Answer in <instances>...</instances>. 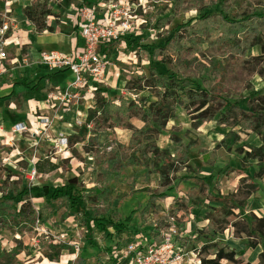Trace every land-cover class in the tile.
I'll return each mask as SVG.
<instances>
[{
    "label": "rangeland",
    "instance_id": "374dc122",
    "mask_svg": "<svg viewBox=\"0 0 264 264\" xmlns=\"http://www.w3.org/2000/svg\"><path fill=\"white\" fill-rule=\"evenodd\" d=\"M109 1L111 0H88L89 3ZM195 1L198 4L193 8L192 4ZM83 2L84 0H47V7L52 12L48 22L54 27V33L51 36L56 40L48 41L50 45L45 46L40 45L38 38L42 36L51 38V36L49 34L36 36L33 32L34 27L22 22L24 15L21 4H24V0L18 1L20 6L15 4L17 9L14 11L13 18L16 20L14 24L19 28L15 35L19 44L11 45L6 51L10 60L17 56L19 60L26 58L31 66L23 68L21 61L12 68L9 66L10 61H7L11 70L0 77V99L11 93L14 84L22 82L35 84L36 76L49 72L47 68L34 63L38 51L51 49L69 55L73 44L79 40L74 22ZM134 3L133 16L136 18L133 21L135 32L132 37L139 39L141 46L159 45L169 38L170 33L181 23L205 12L219 10L216 0H135ZM24 38L29 40L30 44L23 47ZM34 38H36L35 42H33ZM31 50L35 52V58L30 56ZM250 53L258 56L259 63L262 64L257 69L259 75L255 76L250 84L255 90L264 93V51L261 46H255ZM102 54L109 64L105 72L107 84L97 86L111 89V92L106 95L107 100L119 97L136 101H140L143 97L147 101L153 100L148 92L137 95L134 92L129 93L126 85L137 75L147 76L149 67H157L158 63L151 64L146 58L141 59L142 53L137 45L132 41L126 42L123 38L103 46ZM184 60L188 62L190 75L195 80L203 84L210 92L220 93L222 97L229 92L236 98L244 97L252 87L247 83L248 75L243 68L234 66L233 60L228 55L223 57L210 53L207 45H204L201 54H186ZM162 70L164 71L165 68ZM73 82L74 75L58 74L49 82L43 81L37 92L28 91L17 84L15 87L17 96L9 101H0V195L12 181L18 182L20 187L49 185L52 189H63L69 179L76 177L80 181L77 191L99 194L102 188L106 187L108 200L87 210L86 214H91L93 209L98 219L115 224L123 223L132 215V221L122 236L125 239L138 235L149 239L152 237L151 230L154 228V223H158L162 216H171L173 211L180 209V212L173 215L178 217L179 236L176 242L183 250L193 253L200 264L202 258H214L213 248L206 253L202 252L201 248L205 244L210 243L217 248L226 247L233 250L230 245L236 243L233 242L236 238L234 225L240 224L247 227V223L253 219V216L264 218V176L259 183L262 185L261 189L249 197L242 211H236L230 220L229 228L215 238L206 234L204 225L207 222L203 220V217L216 205L209 201L207 192L201 191V187L194 180L176 182L170 197L160 203L161 212L144 216L142 210L148 201V194L144 192V189L156 188L159 175L153 173L150 175V181H146V169L130 163L129 158L138 149L136 146L130 147L131 130L110 129L108 121L104 122L100 116L90 127L87 124L78 125L76 121L81 119L78 113L85 112L84 107L87 104L83 98L75 106L70 103L67 111L64 110L65 106L40 110L38 106L34 108L35 102L32 109L27 105L30 100L47 104L48 92L63 91ZM79 93L82 97L85 96V91ZM87 113H82L83 121H86ZM32 114L35 116V121L38 120V116L48 117L52 125L43 129L38 123L39 128L32 129L28 121V115ZM195 117H190L185 110L178 109L175 118L168 122L157 140L160 149L172 150L176 145L171 140L174 136L181 139L184 144L192 145L189 155V164L194 171L192 176L203 178L220 169L224 171L228 167L240 168L243 165L245 153L250 152L252 147H261L264 152V134L259 136L251 131L244 132L238 129L232 131L231 127L219 126L216 122L199 124L194 120ZM130 122L136 128L143 126V123L136 118ZM18 124L29 130H15ZM61 137L67 138V144L64 147L56 144ZM107 139L110 144L108 148L105 147ZM222 141L228 142L229 146L219 147L218 144ZM117 151L120 152V158L114 167L107 168L109 160ZM203 151L208 152L213 165L203 163ZM137 157H139L138 154ZM46 160L58 165L59 168L50 173H37V163H44ZM248 165L250 172L244 175H239L237 170L230 172L229 175H222L218 190L222 194H228L231 190L245 188L250 184L251 175L260 167L257 160H249ZM34 170L36 174L33 177ZM93 170L96 175L91 180ZM106 172L110 174L111 182L106 181ZM179 175L186 176L187 173L183 171ZM242 178L244 182L240 183ZM212 191L214 194L217 193V190ZM32 202L37 209L44 205L41 199H32ZM48 209L52 214L44 225L36 224L1 231L0 264H122L126 262L125 259L116 258L113 255L117 237L108 240L94 222L90 224L93 234L92 240H89L86 226L83 224L87 215L82 208L75 207L66 212V208L62 207L59 200H56L48 206ZM64 213L67 214L66 217H62ZM109 232L114 235L116 230L110 228ZM241 238L244 241L248 239L245 236ZM253 241L260 243L263 248L264 239L253 238ZM185 243L188 244L185 246ZM63 245L69 248L62 250ZM237 245L240 246V243ZM236 254L237 264H241L238 252ZM224 264L232 263L224 261Z\"/></svg>",
    "mask_w": 264,
    "mask_h": 264
},
{
    "label": "trees",
    "instance_id": "16d2710c",
    "mask_svg": "<svg viewBox=\"0 0 264 264\" xmlns=\"http://www.w3.org/2000/svg\"><path fill=\"white\" fill-rule=\"evenodd\" d=\"M46 2L47 0H37L35 4L23 9L25 22L34 27L33 32L36 36L54 33V27L48 22L52 12L48 9ZM200 3L203 4L202 1ZM197 4L198 2L195 1L192 7H197ZM216 6H219L218 11L205 12L176 26L169 38L159 45L141 46L139 39H133V35L123 37L126 42L132 41L137 45L142 53L141 59L146 58L151 64L158 63L157 67H149L147 76L137 75L126 85L129 93L134 92L137 95L148 92L153 100L147 101L144 97L140 101L126 97L107 100L106 95L111 92V89L97 86L95 106L87 111L85 121L86 124H91L100 116L104 122L108 121L110 129L123 128L132 131L130 147L136 146L138 149L129 158L130 163L146 169V181H150V175L153 173L159 175L156 188L144 189V192L148 194L147 204L142 210L144 216L161 212L160 203L170 197L176 182L194 180L201 187V191L207 192L209 201L216 205L203 217V220L207 222L206 234L214 238L229 228L230 220L236 211H242L249 197L261 189L262 185L259 183L264 176L262 148H250V152L245 153L243 165L240 168L228 167L224 171L220 169L207 177L198 178L192 176L194 171L189 164L191 144H184L181 139L174 136L171 140L176 145L172 150L160 149L157 140L168 122L175 118L178 109L185 110L190 117L196 116L194 120L199 124L216 122L219 126L231 127L232 131L238 129L244 132L251 131L259 136L264 134V93L255 90L250 84L251 80L259 75L257 69L262 65L259 63V57L253 56L250 52L255 46H261L264 51V0H216ZM75 29L77 30V27ZM35 41L36 38L33 42ZM204 45H207L209 52L216 56L228 55L233 60L234 66L243 68L247 72V83L252 86L247 96L236 98L233 93L229 92L222 97L220 93L210 92L190 75L189 65L184 60V56L201 54ZM163 68H165L164 71ZM58 74L70 75L71 73L68 69L49 71L39 74L35 84L23 82L17 84L28 91L37 92L43 81L49 82L53 76ZM17 84H14L11 93L1 98L0 101L15 98ZM134 118L143 123L141 128L131 125L130 121ZM235 137L237 138V134ZM224 145L229 146V143L222 141L218 144L219 147ZM109 146L107 139L105 147ZM119 158L120 152L117 151L109 160L107 168L114 167ZM202 160L204 164L213 165L207 151L202 152ZM249 160H257L260 167L251 175L252 182L245 188L240 187L237 190H231L228 194H222L218 190L220 177L229 175L234 170H237L239 175L250 172ZM58 168V165L49 160L44 163L38 162L36 165L39 174L50 173ZM183 171H186V176L179 175ZM95 175V170H93L91 180ZM105 176L107 182L112 181L108 172ZM243 182L244 178L240 180V183ZM79 185L80 181L76 177L69 179L63 189H52L49 185L20 187L16 181L8 183L0 195V235L4 229L46 224L52 214L48 206L56 200H59L62 207L66 208V212L78 207L82 208L85 215H87V210L108 200L106 187L102 188L101 193L96 194L77 191ZM213 189L217 190V193L214 194ZM32 199H41L44 205L37 209ZM179 210L173 211L172 214H177ZM66 215L64 213L62 217ZM171 216H162L158 223L153 224L152 236L160 240L159 231L167 225ZM131 221L132 215L120 224L105 222L98 219L92 209L83 224L86 226L89 240H92L93 234L90 224L94 222L108 240L117 237L115 247L121 249L134 241V237L126 239L122 237ZM247 224V227L240 224L234 225L235 237H247L248 248H255L258 243H255L253 238L264 239V218L253 216ZM110 228L116 230L114 235L109 232ZM186 244L188 243L184 245ZM61 248L65 250L69 247L63 245ZM212 248L215 250L214 258H202L201 264H224V261L232 264L238 263L236 252L226 247L217 248L209 243L205 244L201 250L206 253ZM259 263L264 264V250L259 255Z\"/></svg>",
    "mask_w": 264,
    "mask_h": 264
},
{
    "label": "built area",
    "instance_id": "2783aa9c",
    "mask_svg": "<svg viewBox=\"0 0 264 264\" xmlns=\"http://www.w3.org/2000/svg\"><path fill=\"white\" fill-rule=\"evenodd\" d=\"M18 1L22 0H0L4 4L1 9L2 19L0 22V77L5 76L11 70L9 66L14 68L21 61L23 68L31 66L26 58L19 60L18 57H13L10 60L6 51L11 45L19 44V41L13 36V33L18 29L14 24L16 20L11 16L12 6ZM24 1H27L29 5L37 2V0ZM134 14L135 3L132 0H111L92 7H79L78 17L81 19L79 36L84 42L83 47L69 55L57 50H43L34 60L35 64L47 68L50 72L68 69L74 75V82L63 91L51 92L47 97L46 107L40 110L47 107L56 109L65 106V111H67L70 103L79 104L81 98L87 102L84 107L85 112L94 108L96 86L107 84L105 72L109 64L102 54V47L135 32L133 21L136 17L133 16ZM29 44V42L22 43L23 47ZM7 61H10L9 66ZM80 91H85V96L82 97ZM82 113H78L81 116V119L76 121L78 125L86 124L82 119L84 116ZM30 117L31 119H29ZM30 117L28 121L32 129L39 128V124L43 129L52 125L48 117L38 116L37 121L34 120L33 114ZM87 126L90 127L91 124H87ZM17 129L29 130L20 124L15 127V130ZM56 144L64 147L67 144V138L61 137ZM35 174L34 170L33 177ZM177 219V216L169 218L167 225L159 231L160 240L154 236L145 239L142 235H138L129 245L116 249L114 257L125 259L126 262L122 264H200L193 253L183 250L176 242V238L179 236Z\"/></svg>",
    "mask_w": 264,
    "mask_h": 264
},
{
    "label": "crops",
    "instance_id": "0c3cea01",
    "mask_svg": "<svg viewBox=\"0 0 264 264\" xmlns=\"http://www.w3.org/2000/svg\"><path fill=\"white\" fill-rule=\"evenodd\" d=\"M86 0H84V2H83V4L82 5H80V8L81 7H92V6H95V5H98L99 3L98 2H96V3H89L88 2V0H87V2H85ZM18 5V6H20V4L17 2V3H14L13 4V6H12V9H13V13H12V18L14 17V11H15V9H17L16 8V5ZM21 5H23V6H21L22 7V9H25L27 6H29V3L27 2V1H24V4H21ZM4 7V4L2 3V2H0V14H1V9ZM24 18H23V20H22V22H24V23H26L25 21H26V19H25V16H23ZM14 19V18H13ZM0 22H1V20H0ZM26 24H28V23H26ZM29 25H31V24H29ZM77 27V36H78V41L76 42V43H74L73 44V47H72V49H71V51H70V53L69 54H72V53H74L75 52V50H78L79 48H81V47H83V45H84V42H83V40L80 38V36H79V33H80V29H81V19L78 17V15H77V17H76V19H75V22H74V28H76ZM18 28V27H17ZM18 30H19V28L17 29V32H15V33H13V36L16 38V36L15 35H17V33H18ZM44 34H49V33H44ZM50 36L52 35V34H49ZM45 40L43 41V42H40L39 41V43H40V45L41 46H45V45H50V43L48 42V41H50L51 40V42H53V41H55L56 39L53 37V36H51V38H45L44 36H42ZM40 38L41 37H39L38 39L40 40ZM17 39V38H16ZM24 42H29L30 43V41L29 40H26V38H24ZM48 50H51V49H48ZM40 51H38V53H39ZM38 53H37V57H36V54H35V52H33V50H31L30 51V56L32 57V58H38ZM18 57V56H17ZM19 58V57H18ZM34 60H36V59H34ZM37 77V76H36ZM51 88H53V87H51ZM52 92V91H51ZM51 92H48L47 93V97H48V95L51 93ZM34 102H35V107L34 108H37V106H38V108L39 109H42V108H44V107H46V104H45V102H36L35 100H30V101H28L27 102V105L28 106H30V109H32L33 107V105H34ZM37 104V105H36ZM75 106V105H74ZM66 109V108H65ZM64 109V110H65ZM31 115H29L28 116V118L30 117ZM68 116V115H67ZM29 119H31V117L29 118ZM92 124V123H91ZM68 126H70V125H68ZM67 128H69V127H67ZM62 129V128H61ZM65 131H69V129H64ZM206 222V221H205ZM207 225V224H206ZM206 225H204V226H206ZM243 238H235L234 240H233V242L235 243V245H233V244H231L230 246H231V249H233V250H235L236 252H238V254H239V260H240V263L241 264H259V255L263 252V248H262V245L260 244V243H258L257 244V246L255 247V248H248V243H249V240L248 239H245L246 241H244V239L242 240ZM237 243H240V246L239 245H237ZM239 246V247H238Z\"/></svg>",
    "mask_w": 264,
    "mask_h": 264
},
{
    "label": "bare ground",
    "instance_id": "6f19581e",
    "mask_svg": "<svg viewBox=\"0 0 264 264\" xmlns=\"http://www.w3.org/2000/svg\"><path fill=\"white\" fill-rule=\"evenodd\" d=\"M44 40H45V39H44L43 37H41L39 41H40V42H43Z\"/></svg>",
    "mask_w": 264,
    "mask_h": 264
}]
</instances>
